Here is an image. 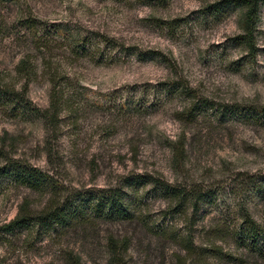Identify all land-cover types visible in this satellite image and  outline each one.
<instances>
[{
  "label": "rangeland",
  "instance_id": "1",
  "mask_svg": "<svg viewBox=\"0 0 264 264\" xmlns=\"http://www.w3.org/2000/svg\"><path fill=\"white\" fill-rule=\"evenodd\" d=\"M248 1L0 0V84L61 103L46 122L0 101V165L50 182L0 179V264H264V0L249 36ZM72 200L58 229L3 230ZM240 215L255 252L234 241Z\"/></svg>",
  "mask_w": 264,
  "mask_h": 264
},
{
  "label": "trees",
  "instance_id": "2",
  "mask_svg": "<svg viewBox=\"0 0 264 264\" xmlns=\"http://www.w3.org/2000/svg\"><path fill=\"white\" fill-rule=\"evenodd\" d=\"M256 3L257 0H250L248 3H240V5L245 8L243 31L248 36L250 35V27L255 18ZM242 39L244 42H250L248 37H243ZM53 93L55 94V92ZM0 101H2V105L5 106L6 110H13L18 107L21 114L29 113L46 122L53 121L56 118L61 106L59 100L54 97L49 103L48 110L39 111L37 109H32L23 91H17L5 84H0ZM259 114L260 116H264V109H262ZM3 159L4 162L0 165V179H5L14 186H23L26 189L37 192H41L45 190V188L50 187L49 177L36 170L34 167L16 160H9L5 157H3ZM159 186L160 191L163 192L166 197L176 201L178 205L188 199L194 211L197 210L199 204L203 201V194L198 190L192 189L185 192L181 187L174 185L170 186L161 182ZM74 201L75 200H72V202L65 201L59 205L58 203L55 205L53 202L51 206L50 204L46 205L37 214H31L27 211V207H22L19 213L3 227V230L5 233H11L21 229L28 230L34 226L44 231L58 229L69 224L78 216V207L75 205ZM240 216L242 221L232 233L234 241L250 251L255 252V244L259 235V229L247 216Z\"/></svg>",
  "mask_w": 264,
  "mask_h": 264
}]
</instances>
